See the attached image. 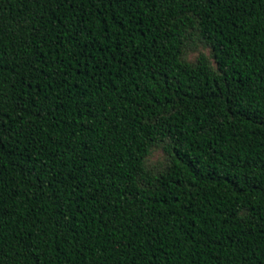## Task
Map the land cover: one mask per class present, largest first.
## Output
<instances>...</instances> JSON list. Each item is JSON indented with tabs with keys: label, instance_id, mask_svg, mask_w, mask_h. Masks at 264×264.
<instances>
[{
	"label": "trees",
	"instance_id": "16d2710c",
	"mask_svg": "<svg viewBox=\"0 0 264 264\" xmlns=\"http://www.w3.org/2000/svg\"><path fill=\"white\" fill-rule=\"evenodd\" d=\"M0 264H264V0H0Z\"/></svg>",
	"mask_w": 264,
	"mask_h": 264
},
{
	"label": "rangeland",
	"instance_id": "374dc122",
	"mask_svg": "<svg viewBox=\"0 0 264 264\" xmlns=\"http://www.w3.org/2000/svg\"><path fill=\"white\" fill-rule=\"evenodd\" d=\"M205 54L211 58V49L200 41H193L188 45L185 59L189 62H196L200 55ZM167 167V155L161 146L152 149L147 159V168L153 172H160Z\"/></svg>",
	"mask_w": 264,
	"mask_h": 264
}]
</instances>
